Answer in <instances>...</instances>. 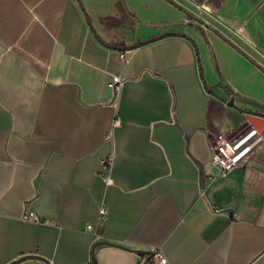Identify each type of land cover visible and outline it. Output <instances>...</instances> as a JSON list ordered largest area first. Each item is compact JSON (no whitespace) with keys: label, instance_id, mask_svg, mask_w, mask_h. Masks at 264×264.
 Wrapping results in <instances>:
<instances>
[{"label":"crops","instance_id":"1","mask_svg":"<svg viewBox=\"0 0 264 264\" xmlns=\"http://www.w3.org/2000/svg\"><path fill=\"white\" fill-rule=\"evenodd\" d=\"M81 1L0 0V264H138L153 246L171 264H264V148L205 179L208 129L264 113V71L169 0ZM259 17L226 24L264 46ZM98 36L139 43L124 63Z\"/></svg>","mask_w":264,"mask_h":264},{"label":"built area","instance_id":"2","mask_svg":"<svg viewBox=\"0 0 264 264\" xmlns=\"http://www.w3.org/2000/svg\"><path fill=\"white\" fill-rule=\"evenodd\" d=\"M119 57L125 63L127 62L132 54V48H119ZM123 76L121 74H114L112 79L109 81V85L112 89L113 98H117L121 89V82ZM209 142L211 149V160L215 166L214 172L206 174V182L212 180L218 175L225 174L231 168L246 164L251 158L259 153L264 148V133L256 125L252 124L244 131L236 134L229 135L222 130L211 131ZM111 136V131L107 133V137ZM113 160V154L109 153L107 156L101 158L102 170L99 174L104 179L108 180L109 170ZM203 190H201V194ZM212 210H218L219 207L216 204H210ZM98 219L103 221L108 216V205L106 200H103L99 204ZM23 218L36 219L35 213L32 209H26L23 213ZM90 223L87 222L86 226ZM138 264H171L167 255L161 246H153L147 256L141 255Z\"/></svg>","mask_w":264,"mask_h":264},{"label":"rangeland","instance_id":"3","mask_svg":"<svg viewBox=\"0 0 264 264\" xmlns=\"http://www.w3.org/2000/svg\"><path fill=\"white\" fill-rule=\"evenodd\" d=\"M191 10L196 18L189 17V22L184 24L195 33L201 40L205 33L217 28L225 32L230 38L236 41L249 54L264 64V46L251 43L248 40L233 34L226 23H245L256 19L262 22L259 15H264V0H178ZM212 11L211 13L209 11ZM229 33V34H228Z\"/></svg>","mask_w":264,"mask_h":264},{"label":"water","instance_id":"4","mask_svg":"<svg viewBox=\"0 0 264 264\" xmlns=\"http://www.w3.org/2000/svg\"><path fill=\"white\" fill-rule=\"evenodd\" d=\"M79 3L82 5V1L78 0ZM171 2H173L175 5H177L178 7H180L182 10H184L186 12V14L191 17V18H196V15L189 10V8H187L182 2L178 1V0H169ZM188 23L189 20H188ZM214 30L220 35L222 36L224 39H226L229 43H231L234 47H236L241 53H243L247 58H249V60H251L254 64H256L257 66H259L263 71H264V64L262 62H260L259 60H257L256 58H254L251 54H249V52H247L243 47H241L236 41H234L232 38H230L228 35H226L225 33H223L221 30L214 28ZM160 36V35H157ZM152 36L150 38H146L143 41H147V40H151L153 38L157 37ZM99 40L101 42H103L104 44H107L109 46H116L119 48H126V47H133L135 45H137L139 42L136 43H131V44H122L120 42H108L103 40L101 37H99ZM205 86L208 88V90H212L213 88V84H209L205 82ZM227 92L229 93L230 98L228 99V103L232 104L233 100H234V96H235V92L233 91V89L229 88L227 90ZM251 113L248 114V118L251 121L252 124L256 125L258 128H260L262 131L264 130V113L257 111L255 109L249 110Z\"/></svg>","mask_w":264,"mask_h":264}]
</instances>
